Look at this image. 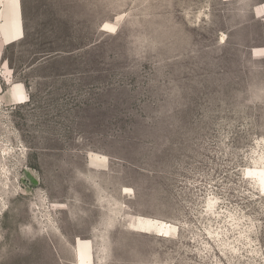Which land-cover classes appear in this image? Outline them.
<instances>
[{"label":"rangeland","instance_id":"1","mask_svg":"<svg viewBox=\"0 0 264 264\" xmlns=\"http://www.w3.org/2000/svg\"><path fill=\"white\" fill-rule=\"evenodd\" d=\"M256 6L0 0V264H264Z\"/></svg>","mask_w":264,"mask_h":264},{"label":"crops","instance_id":"2","mask_svg":"<svg viewBox=\"0 0 264 264\" xmlns=\"http://www.w3.org/2000/svg\"><path fill=\"white\" fill-rule=\"evenodd\" d=\"M262 6H256L254 7V9H252V13L255 17H258V18H261L262 19V22L264 24V14H262V11H261V8ZM21 19H22V24H21V35L17 38V39H10L9 40V43H12V42H15V41H20L22 40L23 38L26 37V31H27V28H26V25H25V20L24 19V16H23V13H22V9H21ZM8 43V44H9Z\"/></svg>","mask_w":264,"mask_h":264},{"label":"bare ground","instance_id":"3","mask_svg":"<svg viewBox=\"0 0 264 264\" xmlns=\"http://www.w3.org/2000/svg\"><path fill=\"white\" fill-rule=\"evenodd\" d=\"M82 242H83V241H82ZM78 244L81 245V240H80V239L78 240ZM85 245H86V244H85ZM85 245H84V246H85ZM82 246H83V245H82ZM86 246H87V245H86ZM80 247H81V246H80ZM82 248H83V247H82Z\"/></svg>","mask_w":264,"mask_h":264}]
</instances>
